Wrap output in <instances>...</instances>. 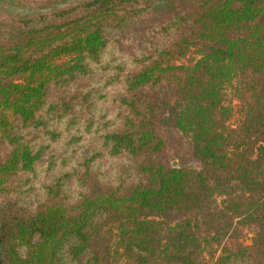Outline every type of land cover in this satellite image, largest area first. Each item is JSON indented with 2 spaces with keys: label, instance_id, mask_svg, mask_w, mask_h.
Returning <instances> with one entry per match:
<instances>
[{
  "label": "trees",
  "instance_id": "trees-1",
  "mask_svg": "<svg viewBox=\"0 0 264 264\" xmlns=\"http://www.w3.org/2000/svg\"><path fill=\"white\" fill-rule=\"evenodd\" d=\"M0 264H264V0L4 19Z\"/></svg>",
  "mask_w": 264,
  "mask_h": 264
},
{
  "label": "rangeland",
  "instance_id": "rangeland-1",
  "mask_svg": "<svg viewBox=\"0 0 264 264\" xmlns=\"http://www.w3.org/2000/svg\"><path fill=\"white\" fill-rule=\"evenodd\" d=\"M81 1L85 0H0V32L4 29V19L18 16H34L39 14H45L52 12L56 9L71 7ZM179 1V0H178ZM183 2H189L190 0H182ZM113 89L109 90L111 93ZM160 127L170 133L171 120L167 113L164 111L160 117ZM170 153V148L167 150ZM125 162L124 159H117L112 161H101L100 166L96 168L97 171H106L107 174H112L116 170V165ZM176 160L170 162V166L176 165ZM190 167L196 168V164L190 162ZM34 191L28 196L27 200L38 199L39 193L37 192V182H33ZM253 235V230L250 227L243 226L237 227L234 233V237L243 245H249Z\"/></svg>",
  "mask_w": 264,
  "mask_h": 264
}]
</instances>
